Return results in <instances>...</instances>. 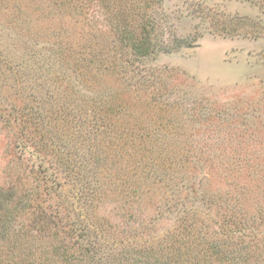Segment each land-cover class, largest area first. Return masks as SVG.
Here are the masks:
<instances>
[{
    "label": "rangeland",
    "instance_id": "1",
    "mask_svg": "<svg viewBox=\"0 0 264 264\" xmlns=\"http://www.w3.org/2000/svg\"><path fill=\"white\" fill-rule=\"evenodd\" d=\"M198 221L264 264V0H0V264H218Z\"/></svg>",
    "mask_w": 264,
    "mask_h": 264
},
{
    "label": "trees",
    "instance_id": "2",
    "mask_svg": "<svg viewBox=\"0 0 264 264\" xmlns=\"http://www.w3.org/2000/svg\"><path fill=\"white\" fill-rule=\"evenodd\" d=\"M246 220L244 217L243 220ZM239 224H241V221H239ZM195 225H198L199 231L197 233V229L195 228ZM237 226V224H234ZM192 227V228H190ZM195 230V232L193 231ZM178 230H184L185 235L193 234V244H187L183 243L181 245L182 247L185 246V248L193 247L192 250L195 254L201 255V257L207 258V259H215L218 264H236V261L231 259L228 255L229 250L231 249L230 244L227 242L226 239L222 241V244L219 246L216 241L217 238L213 236V233H209L204 228L203 222H197V223H191L184 227V224L182 227H179ZM203 233H202V232ZM193 232V233H192ZM207 235L210 236V238L207 237ZM180 247V246H179Z\"/></svg>",
    "mask_w": 264,
    "mask_h": 264
}]
</instances>
